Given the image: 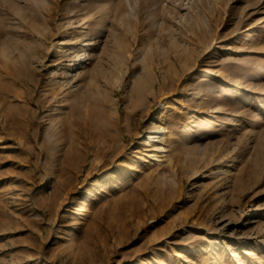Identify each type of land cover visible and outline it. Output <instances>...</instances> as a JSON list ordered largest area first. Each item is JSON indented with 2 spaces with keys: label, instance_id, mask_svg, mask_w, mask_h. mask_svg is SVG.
I'll use <instances>...</instances> for the list:
<instances>
[{
  "label": "rangeland",
  "instance_id": "obj_1",
  "mask_svg": "<svg viewBox=\"0 0 264 264\" xmlns=\"http://www.w3.org/2000/svg\"><path fill=\"white\" fill-rule=\"evenodd\" d=\"M0 264H264V0H0Z\"/></svg>",
  "mask_w": 264,
  "mask_h": 264
},
{
  "label": "bare ground",
  "instance_id": "obj_2",
  "mask_svg": "<svg viewBox=\"0 0 264 264\" xmlns=\"http://www.w3.org/2000/svg\"><path fill=\"white\" fill-rule=\"evenodd\" d=\"M75 64H79L78 58L76 59ZM157 134H158V133H157ZM157 134L150 133V134L148 135V136H149L148 140H146V142H144L143 145H150L151 142L157 140V139L159 138V136H158ZM159 139H160V138H159ZM155 156H156V154H154V153H152V152L150 153V157H155Z\"/></svg>",
  "mask_w": 264,
  "mask_h": 264
}]
</instances>
